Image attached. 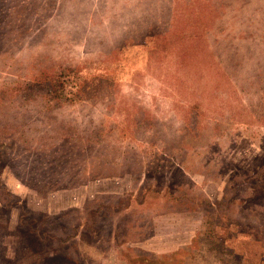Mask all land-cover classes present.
Here are the masks:
<instances>
[{"label": "rangeland", "instance_id": "obj_1", "mask_svg": "<svg viewBox=\"0 0 264 264\" xmlns=\"http://www.w3.org/2000/svg\"><path fill=\"white\" fill-rule=\"evenodd\" d=\"M27 1L30 13L20 0L25 10L13 22L29 27L20 33L17 24L18 43L0 48V87L53 75L62 98L51 109L33 102L9 122L17 120L23 137L36 136L38 145L77 125L83 135L98 128L110 143L98 150L112 157L117 173L43 193L5 164L0 222L16 228L22 217L64 214L50 235L42 234L52 244L60 242L53 234L66 238L84 264H146L136 246L160 251L191 245L195 236L200 249L170 264H264V224L235 211L232 202L264 196V182L237 185L264 164V0ZM42 1L48 16L40 23ZM67 139L72 146L74 139ZM208 145L223 161L221 174L183 177L182 151L196 160ZM127 151L143 152L146 160L157 153L153 167L163 152L164 180L179 179L175 191L190 196L197 211L157 215L155 231L130 243L119 239L118 219L109 226L107 218L105 230L92 227L106 211L102 206L116 205L139 186L123 173Z\"/></svg>", "mask_w": 264, "mask_h": 264}, {"label": "trees", "instance_id": "obj_2", "mask_svg": "<svg viewBox=\"0 0 264 264\" xmlns=\"http://www.w3.org/2000/svg\"><path fill=\"white\" fill-rule=\"evenodd\" d=\"M19 1L0 0V48L5 50H9L11 46L18 43V40H15V26L19 23L13 21L20 17L25 9L27 14L31 11L29 1L25 0V9L22 8L21 10ZM37 6L41 8L39 11V22L41 23L42 19L48 16L44 15L47 7L44 1ZM24 24L27 25V28L29 27L23 21L22 24H19V26H22L20 33H25V30L22 29L25 26ZM43 74L45 76L50 75L48 73ZM53 77L52 75V78L46 80L44 76L39 77V74H35L34 77L0 87V171H2L5 164L12 166L16 171V175L24 183L30 188L43 193L117 173L115 166H111L110 159L112 157L103 156L101 153L105 150L107 146L105 142L108 139L102 135V132H98V128L83 132V135L77 125L75 130L68 132V135L60 136L58 140L50 139L38 145L36 136L31 135L30 140L23 137L22 133L24 132L19 128L17 120L9 122L8 117L10 114L23 113L33 102L42 101L48 105V109H51L54 103L60 101L62 92L58 84H51ZM67 137L74 139L72 146L68 145L70 140ZM214 149L215 147L210 145L199 149V158L197 157L196 160H193L195 159L193 156L190 158L187 151H182L180 160L184 166L182 176L185 177L190 173L201 170L214 173L215 176L221 174L220 169L223 161L218 159V155H212ZM132 153L134 152H126L121 165L122 169L124 168L123 173L138 178L139 186L134 183L132 188L122 196V199L116 205L113 206L111 200L110 204L102 206L106 211L101 215H96L92 226H98L105 230L104 222L107 218L109 226H117L118 219L120 225L117 226V232L121 235L119 239L124 243L138 240L137 235L142 238L144 235L147 237L154 232L156 227L155 217L157 215L197 211L198 209V205L194 203L193 199L188 198L190 196L183 192L180 195L179 192L175 191L176 187L180 189L179 179L164 180L165 170L162 165H159V161L161 162V157L164 155L163 152L162 154L158 153V161L155 167H153V162L150 160H153L157 153H154V157L152 155L150 160L140 157L143 152L138 153L139 155ZM95 157L97 160H94ZM98 158L101 161L97 163ZM107 168L112 170L106 172ZM249 173H252L249 178L243 181L241 179L237 185L244 182L250 185L264 182V164L257 170L253 171L251 169L245 172V175ZM232 202L235 211L246 214L259 224H264V196L249 195L244 197L243 200H232ZM109 209H111V212H107ZM63 216L62 213L56 215L44 213L35 219L22 217L16 228L11 227L9 223L0 222V264H84L79 255H72V246L66 244V238L60 237L58 239L55 236L56 234H53L51 235L52 239L60 240V242L52 244L42 234L50 235L53 231V224ZM109 236L112 237L113 234H109ZM41 239L43 240V246L40 245ZM12 244L15 245L14 249L11 248ZM200 245V241L195 236L191 245H179L160 251H144L140 246H136L134 253L137 252L136 256L143 255L140 260L146 264H170L173 257L174 261L179 260V258L183 260L181 256L183 252H190L189 249L195 247L200 249ZM176 263L178 264V262Z\"/></svg>", "mask_w": 264, "mask_h": 264}]
</instances>
